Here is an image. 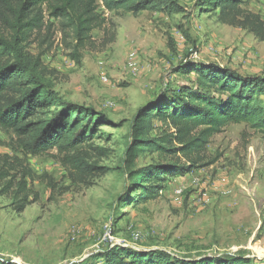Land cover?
<instances>
[{
  "label": "rangeland",
  "instance_id": "rangeland-1",
  "mask_svg": "<svg viewBox=\"0 0 264 264\" xmlns=\"http://www.w3.org/2000/svg\"><path fill=\"white\" fill-rule=\"evenodd\" d=\"M169 2L179 10L124 14L102 7L105 29L93 32L97 44L83 51L80 62L72 57L70 40L59 23L48 15L46 20L54 26L34 33L29 49L48 50L43 59L56 72L55 89L65 99L107 115L95 145L110 149L101 164L113 170L88 184H72L53 156L57 150L28 156L32 170L49 174L55 187L46 177L29 180L31 204L19 212L16 187L4 192L8 179L0 181V264L80 262L110 247L111 241H103L109 222L115 240L135 248H159L193 258L242 254L262 264L264 132L244 123L228 124L208 144V159H217L214 163L170 178L160 195L146 202H137L139 193L128 189L123 160L132 118L167 86L195 78L174 73L179 64L209 63L230 67L244 77H264V40L220 22L198 0ZM249 8L264 19V0H252ZM112 33L115 39L108 41ZM49 37L50 47L44 42ZM130 56L135 68L128 67ZM0 140L1 154L21 155L14 151L13 132L0 130ZM158 160L147 153L136 166ZM136 233L141 234L139 240Z\"/></svg>",
  "mask_w": 264,
  "mask_h": 264
},
{
  "label": "trees",
  "instance_id": "trees-1",
  "mask_svg": "<svg viewBox=\"0 0 264 264\" xmlns=\"http://www.w3.org/2000/svg\"><path fill=\"white\" fill-rule=\"evenodd\" d=\"M169 1L0 0V130L14 133V151L22 155L0 153V181L8 179L4 192L16 187L19 212L31 204L29 180L46 177L55 187L49 174L38 175L32 170L26 163L28 156L57 150L53 156L59 159L72 184H88L89 179L113 170L101 164L110 149L95 145L102 126L108 123L107 115L92 106L69 101L55 89L52 76L56 72L43 59L48 50L34 53L29 49L34 33L54 26L46 20L48 15L59 23L63 35L70 40L72 57L80 62L83 51L97 44L93 32L105 29L107 19L100 11L102 7L124 14L178 11V6ZM198 1L220 22L264 40V19L249 8L252 0ZM106 36L103 44L107 43ZM114 39L112 33L108 41ZM44 42L51 46L50 37ZM174 73L188 77L195 74V78L175 87L167 86L132 118L123 162L128 189L139 193L140 203L158 197L170 178L214 163L217 159H208V144L228 124L244 123L264 132V77H244L230 67L192 62L179 64ZM147 153L156 154L159 160L137 167L138 159ZM73 264L256 263L242 254L193 258L159 248L146 250L116 244Z\"/></svg>",
  "mask_w": 264,
  "mask_h": 264
},
{
  "label": "built area",
  "instance_id": "built-area-1",
  "mask_svg": "<svg viewBox=\"0 0 264 264\" xmlns=\"http://www.w3.org/2000/svg\"><path fill=\"white\" fill-rule=\"evenodd\" d=\"M128 67L129 68H135L136 67V61L134 60L133 56H130L129 60H128ZM141 238V234L140 233H136L135 234V239L139 240ZM103 241H111L109 244L110 246H114L116 244L119 245H126L128 246V244L125 243H121L117 240H115L114 236H113V224L112 222H109L105 225V230H104V234H103Z\"/></svg>",
  "mask_w": 264,
  "mask_h": 264
},
{
  "label": "water",
  "instance_id": "water-1",
  "mask_svg": "<svg viewBox=\"0 0 264 264\" xmlns=\"http://www.w3.org/2000/svg\"><path fill=\"white\" fill-rule=\"evenodd\" d=\"M154 101V100H153ZM149 103H151V102H149Z\"/></svg>",
  "mask_w": 264,
  "mask_h": 264
}]
</instances>
